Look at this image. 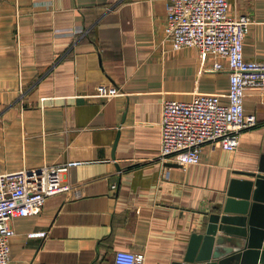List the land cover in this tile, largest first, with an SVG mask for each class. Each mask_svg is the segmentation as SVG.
Masks as SVG:
<instances>
[{
    "label": "crops",
    "instance_id": "1",
    "mask_svg": "<svg viewBox=\"0 0 264 264\" xmlns=\"http://www.w3.org/2000/svg\"><path fill=\"white\" fill-rule=\"evenodd\" d=\"M166 4L0 0L1 167L67 164L70 185L37 213L10 219L8 264H112L119 248L143 253L144 264H183L204 211L257 169L258 85L245 89L244 110L256 124L242 129L237 148L205 141L199 161L184 166L159 156L162 100L225 92L229 81L227 68H210L212 55L201 61L195 46L172 47ZM228 8L250 19L244 57L264 59V0H229ZM98 84L119 93L97 95Z\"/></svg>",
    "mask_w": 264,
    "mask_h": 264
},
{
    "label": "built area",
    "instance_id": "2",
    "mask_svg": "<svg viewBox=\"0 0 264 264\" xmlns=\"http://www.w3.org/2000/svg\"><path fill=\"white\" fill-rule=\"evenodd\" d=\"M228 6L229 0H167L164 33L172 47L195 46L201 61L212 55L210 68H227L229 81L225 92L195 91L189 98L162 100V159L183 166L196 163L205 141L235 149L242 129L256 124V115L245 112L243 99L247 87L264 88V59L244 57L243 38L250 19L246 13L229 12ZM116 93L119 89L114 85L96 87L97 95ZM66 169L67 164L44 163L8 171L0 164V264L10 260L9 239L14 233L10 219L37 213L47 196L70 188L62 176ZM112 264H144V255L119 248L114 251Z\"/></svg>",
    "mask_w": 264,
    "mask_h": 264
},
{
    "label": "water",
    "instance_id": "3",
    "mask_svg": "<svg viewBox=\"0 0 264 264\" xmlns=\"http://www.w3.org/2000/svg\"><path fill=\"white\" fill-rule=\"evenodd\" d=\"M243 173L251 178L232 180L221 206L204 211V230L191 233L183 264H264V153Z\"/></svg>",
    "mask_w": 264,
    "mask_h": 264
}]
</instances>
